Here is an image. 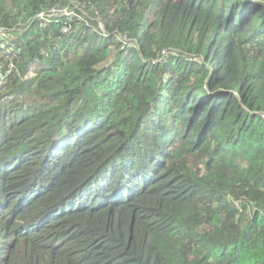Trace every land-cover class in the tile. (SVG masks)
I'll return each instance as SVG.
<instances>
[{"label": "trees", "instance_id": "trees-1", "mask_svg": "<svg viewBox=\"0 0 264 264\" xmlns=\"http://www.w3.org/2000/svg\"><path fill=\"white\" fill-rule=\"evenodd\" d=\"M0 75V264H264V0H0Z\"/></svg>", "mask_w": 264, "mask_h": 264}, {"label": "clouds", "instance_id": "clouds-1", "mask_svg": "<svg viewBox=\"0 0 264 264\" xmlns=\"http://www.w3.org/2000/svg\"><path fill=\"white\" fill-rule=\"evenodd\" d=\"M58 13H61V12L60 11H57L56 14L58 15ZM62 13L65 16H69L70 15V13L67 12V11H63ZM50 16H52V15H50ZM166 54L167 53H165L164 56H166ZM0 80H2V75H0ZM148 175H149V171H143L141 174L135 175V178H136L135 182L132 183V181H130V184L131 185H129V183H128V184H126L124 186L127 189V191H128V195L125 194L124 196L127 197V196L132 195V194L134 195V193L136 192L135 188H139L143 184V182H146L147 179H148ZM25 196H28V195L27 194H24V195H22V198L25 197ZM125 197L123 198L124 202L127 201V200H125ZM49 221L50 220H40L38 222H35V223L31 224L30 227H26L25 230H28V229L29 230H36L39 227H41L42 225L48 223Z\"/></svg>", "mask_w": 264, "mask_h": 264}]
</instances>
